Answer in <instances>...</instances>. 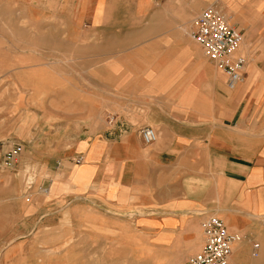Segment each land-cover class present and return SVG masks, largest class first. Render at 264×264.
<instances>
[{
    "label": "crops",
    "instance_id": "0c3cea01",
    "mask_svg": "<svg viewBox=\"0 0 264 264\" xmlns=\"http://www.w3.org/2000/svg\"><path fill=\"white\" fill-rule=\"evenodd\" d=\"M214 3L228 8L230 24L246 42L243 78L228 88L200 47L185 45L195 70L180 100L190 99L202 84L209 103L175 115L144 100L147 85L162 83L164 66L134 80L127 57L113 62V51L131 53L134 45L104 48L109 38L128 33L97 25L106 20L99 13L100 0H0V156L20 144L27 153L44 156L50 177L59 176L55 183L50 177L43 181L49 186L47 195L54 189L37 210L45 224H71L85 243L109 246L120 234L118 228H124V249L134 255L142 245L141 260H148L150 237L156 236L152 244L172 249L171 259L182 263L203 245L202 220L219 214L241 236L229 263L264 264V0ZM99 37L105 40L99 42ZM157 43L163 55V41ZM144 49L142 43L137 51ZM51 68L68 73L70 82L53 79ZM76 72L82 97L71 98ZM133 84L141 85L136 94ZM9 85L10 99L26 101L27 108L19 109L12 129L5 131ZM63 96L90 100L95 112L47 107ZM36 116L84 119L64 124L50 118L43 128L20 122ZM110 116L112 123L106 121ZM144 126L157 132L152 144L145 145L140 137ZM77 156L82 161L75 164ZM138 211L140 215L129 217ZM35 214L29 224H36ZM126 224H131L128 230Z\"/></svg>",
    "mask_w": 264,
    "mask_h": 264
},
{
    "label": "rangeland",
    "instance_id": "374dc122",
    "mask_svg": "<svg viewBox=\"0 0 264 264\" xmlns=\"http://www.w3.org/2000/svg\"><path fill=\"white\" fill-rule=\"evenodd\" d=\"M168 1L160 0L158 5H155L151 0H100L99 13L106 20L98 22L97 25L101 28L109 26L112 32L124 31L128 33L126 36L118 33L109 38L108 42L104 43V48H107V44L113 50L134 45V51L131 53H115L113 51V62L117 57L122 58L123 61H125L124 57H127V70L134 76V80L140 79L142 76L145 78L149 74L154 75L161 71L160 67L164 66L162 83L147 85L145 88L149 94L146 92L144 100L164 107L175 115L180 113L184 115L192 109L206 108L209 103L202 84H198L196 93L193 90L190 99L180 100L182 89L195 70L185 49V45L198 48L192 38L195 18L207 7L219 5L218 7L222 9L228 20H232L228 8L221 7L220 3L217 5L214 3L215 0H176L170 4ZM187 24L190 28L184 30ZM99 39V42L105 40L103 37H99ZM157 40L163 41V55L158 51ZM142 43L144 48L147 47V50L139 52L137 48ZM239 49H241L240 52L245 53L241 47ZM212 65L216 75L219 76L221 73L213 63ZM113 70L115 72V69ZM48 71L53 79H64L65 82L67 80L70 82L71 76L68 73H61L56 68L48 69ZM77 74L76 72L77 84L70 87V92L73 94L71 98L82 97L80 95L81 84ZM131 87L133 90L131 92L136 94L141 85L133 84ZM12 88L10 85L5 86V131L12 129L19 109L27 108L26 101L10 99ZM63 88L58 89L57 93L63 91ZM63 97L48 102L47 107L52 111L53 109H63L76 113L88 108L89 113L95 112L90 100L70 99L66 96L62 99ZM37 103L43 104L38 100ZM93 104L96 103L93 102ZM103 104L107 107L106 101H103ZM50 118L53 123L63 122L64 124L65 122L79 123L84 119L75 116ZM50 118L21 117L20 122L24 121L26 125L43 128L46 119ZM39 136L42 139V134ZM45 151L47 150L39 149L38 152ZM44 159L42 154L27 153L23 149L22 154L18 157V162L11 168H3L0 162V264H181V262L178 263L171 259L175 256L172 249L165 251L159 249L156 243L152 244L157 242L156 236L150 237L151 246L146 254L148 260H141V252L145 253L142 245L139 244V250L134 255L124 249L126 243L124 237L127 234L124 228H118L120 234L113 239V246H109L107 243L95 245L85 243L81 239V233L76 234L71 224H45L44 217L39 219L42 212L37 210L51 198L52 194L50 193L54 189L51 186L49 190H52L48 195L49 186H46L45 191L43 190L44 179L50 177L43 164ZM56 166H61L60 160H57ZM50 178L51 182L55 183L59 176L55 175ZM34 211H36V224H29L34 221ZM140 214L141 212L138 211V213L128 215L134 217ZM210 215L220 218L219 214ZM126 227L128 230L131 224H126ZM192 254H188L185 258Z\"/></svg>",
    "mask_w": 264,
    "mask_h": 264
},
{
    "label": "built area",
    "instance_id": "2783aa9c",
    "mask_svg": "<svg viewBox=\"0 0 264 264\" xmlns=\"http://www.w3.org/2000/svg\"><path fill=\"white\" fill-rule=\"evenodd\" d=\"M151 1L158 4L160 0ZM192 38L200 47L204 58L212 62L224 75L228 88H233L242 80L247 65L246 55L239 52L243 35L229 23L220 7L209 6L198 14L194 20ZM113 119L114 117L110 116L106 121L112 123ZM139 134L145 145L157 140V132L151 126L141 127ZM22 152L23 147L20 144L13 145L4 152L1 166L11 168L18 162ZM81 161L80 156L74 159L75 164ZM45 189L46 187L43 188L44 191ZM201 229L203 233L201 249L181 264H230L233 245L240 241V234L230 231L223 220L215 215L205 217L201 222ZM253 248L256 249L257 244H254Z\"/></svg>",
    "mask_w": 264,
    "mask_h": 264
},
{
    "label": "bare ground",
    "instance_id": "6f19581e",
    "mask_svg": "<svg viewBox=\"0 0 264 264\" xmlns=\"http://www.w3.org/2000/svg\"><path fill=\"white\" fill-rule=\"evenodd\" d=\"M160 13H162V12H160ZM160 15H162V14H160ZM228 19V18H227ZM229 21V23H232V21H230V20H228ZM190 28V26H189V24H187V26L186 27H184V30L186 29H189ZM185 32H188V31H185ZM189 33V32H188ZM190 35V34H189ZM246 43V42H245ZM245 43H244V41H243V43L241 44V48L243 49V50H245ZM239 50H241V49H239Z\"/></svg>",
    "mask_w": 264,
    "mask_h": 264
}]
</instances>
